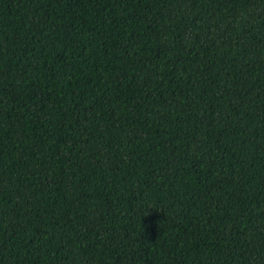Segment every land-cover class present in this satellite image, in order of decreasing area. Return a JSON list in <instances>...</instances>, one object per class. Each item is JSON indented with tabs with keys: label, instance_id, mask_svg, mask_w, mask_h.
Wrapping results in <instances>:
<instances>
[{
	"label": "trees",
	"instance_id": "trees-1",
	"mask_svg": "<svg viewBox=\"0 0 264 264\" xmlns=\"http://www.w3.org/2000/svg\"><path fill=\"white\" fill-rule=\"evenodd\" d=\"M0 264H264V0H0Z\"/></svg>",
	"mask_w": 264,
	"mask_h": 264
}]
</instances>
